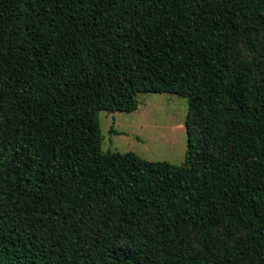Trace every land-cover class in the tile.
<instances>
[{
    "label": "trees",
    "instance_id": "obj_1",
    "mask_svg": "<svg viewBox=\"0 0 264 264\" xmlns=\"http://www.w3.org/2000/svg\"><path fill=\"white\" fill-rule=\"evenodd\" d=\"M142 93L184 164L103 150ZM0 264H264V0H0Z\"/></svg>",
    "mask_w": 264,
    "mask_h": 264
},
{
    "label": "rangeland",
    "instance_id": "obj_2",
    "mask_svg": "<svg viewBox=\"0 0 264 264\" xmlns=\"http://www.w3.org/2000/svg\"><path fill=\"white\" fill-rule=\"evenodd\" d=\"M243 59L253 60L257 53L242 44ZM133 113H99L103 150L134 154L149 161L182 165L186 161L189 114L185 98L167 93H142Z\"/></svg>",
    "mask_w": 264,
    "mask_h": 264
}]
</instances>
